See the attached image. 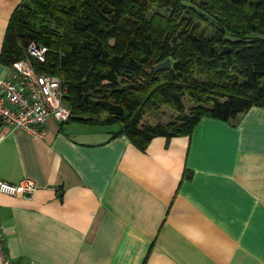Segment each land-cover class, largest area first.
<instances>
[{"label": "crops", "instance_id": "obj_1", "mask_svg": "<svg viewBox=\"0 0 264 264\" xmlns=\"http://www.w3.org/2000/svg\"><path fill=\"white\" fill-rule=\"evenodd\" d=\"M23 0H0V54ZM11 66L0 60V76ZM43 137L0 122L8 257L20 264H264V107L203 117L190 135L141 149L118 124L46 122Z\"/></svg>", "mask_w": 264, "mask_h": 264}, {"label": "trees", "instance_id": "obj_2", "mask_svg": "<svg viewBox=\"0 0 264 264\" xmlns=\"http://www.w3.org/2000/svg\"><path fill=\"white\" fill-rule=\"evenodd\" d=\"M191 4L235 38L199 34ZM155 7L167 14L148 16ZM41 15L63 31L36 29ZM255 33L263 37H248ZM31 42L50 47L46 63L36 65L68 86V121L118 124L116 135L141 149L159 135H190L203 117L227 121L264 107V0H23L9 23L1 62L12 66ZM166 59H175L174 67L155 73ZM184 96L194 102L189 112ZM149 105L176 107L181 116L147 125Z\"/></svg>", "mask_w": 264, "mask_h": 264}, {"label": "built area", "instance_id": "obj_3", "mask_svg": "<svg viewBox=\"0 0 264 264\" xmlns=\"http://www.w3.org/2000/svg\"><path fill=\"white\" fill-rule=\"evenodd\" d=\"M49 52V46L31 42L25 57L11 66L9 76H0V122L13 130L43 137L49 118L66 122L71 117V108L65 102L68 86L59 76L38 69V64L46 63ZM36 190V182L31 178L18 184L0 180V193L9 196L30 199ZM5 238L0 222V264H20L8 257Z\"/></svg>", "mask_w": 264, "mask_h": 264}, {"label": "rangeland", "instance_id": "obj_4", "mask_svg": "<svg viewBox=\"0 0 264 264\" xmlns=\"http://www.w3.org/2000/svg\"><path fill=\"white\" fill-rule=\"evenodd\" d=\"M190 14L193 17V21L196 25L197 32L207 38L214 39L217 32L223 34L226 38H235L234 35L227 32L226 30L222 29L220 26L218 20L213 17L212 15L206 13L204 10H202L198 4H191L189 7ZM184 12V11H183ZM158 15H164L167 14L166 10L163 8H153L148 11V16H152L153 14ZM36 29H42V30H54V31H63V29L49 16L41 15L38 18V21L35 24ZM249 38L254 37H263L261 34H252L248 36ZM227 48L230 47V45H226ZM224 49V48H223ZM222 49V50H223ZM27 52V51H26ZM167 60V59H166ZM165 61V60H163ZM172 66L174 67V64L176 63L175 59H171ZM172 67V68H173ZM235 74V73H233ZM238 76V75H237ZM239 78L243 80V77ZM182 102H184L186 111L189 112L190 107L192 104H194L193 101L188 96L182 97ZM147 105V103H146ZM210 105V104H209ZM151 107V105H149ZM146 106V110H150L147 112L143 118L144 123L150 126H155L157 124L166 125L169 122H176L178 120V116L181 114L176 109V107H172L169 105H160L157 107L156 105L153 107ZM156 109V110H155ZM181 116V115H180Z\"/></svg>", "mask_w": 264, "mask_h": 264}, {"label": "water", "instance_id": "obj_5", "mask_svg": "<svg viewBox=\"0 0 264 264\" xmlns=\"http://www.w3.org/2000/svg\"><path fill=\"white\" fill-rule=\"evenodd\" d=\"M226 52H228V48L225 47L222 51L221 54H225ZM172 61L171 59H167L161 63H158L155 67H154V72L157 73L159 71H165V70H171L172 69Z\"/></svg>", "mask_w": 264, "mask_h": 264}]
</instances>
